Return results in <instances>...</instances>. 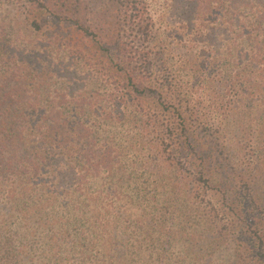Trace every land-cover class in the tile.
<instances>
[{"label": "trees", "instance_id": "obj_1", "mask_svg": "<svg viewBox=\"0 0 264 264\" xmlns=\"http://www.w3.org/2000/svg\"><path fill=\"white\" fill-rule=\"evenodd\" d=\"M6 10L7 15L1 13ZM174 33L180 39L168 42ZM205 83L214 97L200 94ZM98 84L108 89L105 96ZM230 90L237 102L226 97ZM102 97L107 107L100 103ZM149 100L161 113H177L172 116L176 124L160 125L171 135V144L164 139L162 145H174L188 159L198 151L197 133L190 132L182 113H191V120L204 127L212 117L197 113H224L215 125L223 140L219 147L233 154L230 133L242 148L252 145L256 162L263 160L264 188V0H0V191L7 192L8 204L23 206L41 222L51 221L48 226L55 220L59 227L53 232L59 228L67 233L71 224L75 233L69 250L81 251L83 261L95 262L86 256L89 247L98 248L101 256L107 248L102 196L89 210L78 204L69 208L65 224L55 204L62 190L71 188L66 194L79 195L83 185L104 172L113 177L120 153L114 139L101 141L107 131L100 122L121 121L131 104L143 107L139 101ZM237 103L257 110L261 123L256 132L229 124ZM139 175L133 176L134 193L152 204L155 215L166 218L160 207L165 202L145 196ZM204 177L202 172L199 179L208 181ZM165 188L163 195L173 201L171 189ZM48 190L53 194L44 196ZM248 191L256 205L249 186ZM224 199L232 209L229 195ZM9 225H0L1 259L22 253ZM56 248L50 247L51 254ZM151 248L140 247L134 262L191 263L182 259L185 246L180 241L172 242L173 252ZM95 264L107 262L98 257Z\"/></svg>", "mask_w": 264, "mask_h": 264}, {"label": "rangeland", "instance_id": "obj_2", "mask_svg": "<svg viewBox=\"0 0 264 264\" xmlns=\"http://www.w3.org/2000/svg\"><path fill=\"white\" fill-rule=\"evenodd\" d=\"M9 11L12 13L9 17H13L14 12ZM6 12L1 11L4 15H7ZM173 39L177 41L180 37L174 33L168 42ZM175 61H179L178 57ZM157 74L163 79L161 68L157 69ZM203 86L207 89L201 87L200 94L205 99L209 95L214 97L212 86L207 83ZM97 89L103 96L108 90L102 84H98ZM228 95L229 101L237 102L235 93L230 90L226 97ZM104 99L100 98V103L107 107ZM139 102L143 107L131 104L121 121L100 122L102 130L107 131L101 134V141L114 139V146L120 153L113 177L104 172L101 177L83 185L79 195L71 192L66 194L71 188L62 190L60 202L58 200L55 204L57 207L54 211L65 224L71 217L69 208L75 209L78 204V208L89 210L94 200L102 196L100 203L108 213L106 220H103L109 225L108 232L103 230L107 248L102 249L104 256H101L98 248L89 247L86 254L88 260L94 259L96 262V258L100 257L107 264H136L134 260H139V257L134 256L143 245H152L151 249L155 251L163 247V250L173 252L172 242L180 241L185 246L181 253L182 259L193 264H264L263 160L260 164L256 162L252 145L247 144L242 148L239 144L241 141L233 138L235 133H230L228 137L231 138L234 152L229 154L219 147L223 140L216 133L215 126L218 127L217 120L224 113H197L199 116L212 117L208 127L191 120L188 116L191 113H182L190 132L192 130L197 133L198 151L192 159H188L174 145L168 146L171 144V135L160 126L161 123L166 125V122L176 124L172 117L174 114L158 111L154 100ZM208 106L206 104L203 109L206 111ZM235 107L238 109L232 114L233 119L229 124L240 131L256 132L261 123L258 121L257 110L239 104ZM229 131L236 130L231 128ZM115 133L118 139L113 137ZM164 139H167V149L162 145ZM135 172L140 174L139 178L144 183L145 196L153 202L156 199L165 202L160 207L166 218L155 215L151 209L152 204L145 203L134 193L137 190L136 178H133ZM202 172L208 181L199 179ZM254 172L257 175L252 176ZM253 177H258L256 183ZM55 183V180H51L52 190ZM166 186L171 189L173 201L163 195ZM248 186L257 201L256 205L247 196ZM52 194L48 190L44 196ZM225 195L231 198L233 207L230 210L227 209L230 205L224 199ZM7 200V192L0 191V225L7 222L10 224L12 228L8 231L14 234L15 247L22 253L16 257H0V264L2 261L6 264H95L83 261L81 251L69 250L75 233L71 224L67 233L59 228L53 232L55 227H59L55 220H52V226H48L51 221L41 219L42 224L38 220L39 215L23 206H12L8 204L10 199ZM184 211L193 216L187 218L188 213ZM52 215L55 216V213ZM178 222L182 223L178 225ZM50 247L56 248L53 254ZM63 248L68 249L64 251Z\"/></svg>", "mask_w": 264, "mask_h": 264}]
</instances>
